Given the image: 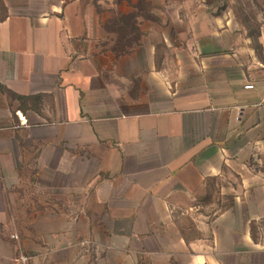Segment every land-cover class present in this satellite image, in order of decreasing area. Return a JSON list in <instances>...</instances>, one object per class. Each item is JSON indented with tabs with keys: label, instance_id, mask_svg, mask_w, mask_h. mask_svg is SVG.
<instances>
[{
	"label": "crops",
	"instance_id": "crops-1",
	"mask_svg": "<svg viewBox=\"0 0 264 264\" xmlns=\"http://www.w3.org/2000/svg\"><path fill=\"white\" fill-rule=\"evenodd\" d=\"M205 1L0 0V264H264V25Z\"/></svg>",
	"mask_w": 264,
	"mask_h": 264
},
{
	"label": "rangeland",
	"instance_id": "rangeland-1",
	"mask_svg": "<svg viewBox=\"0 0 264 264\" xmlns=\"http://www.w3.org/2000/svg\"><path fill=\"white\" fill-rule=\"evenodd\" d=\"M207 6H199L197 8L207 9L215 13L216 15H223L224 12H229L235 20H238L241 25L248 28L250 35L256 37L259 27L264 25V0H206ZM206 5V4H205ZM144 9H147V4L143 3ZM3 13L0 10V17ZM259 56L264 62V49L257 51ZM264 168V160L261 162ZM214 199L218 200V196H213ZM225 203H228L225 200Z\"/></svg>",
	"mask_w": 264,
	"mask_h": 264
},
{
	"label": "built area",
	"instance_id": "built-area-1",
	"mask_svg": "<svg viewBox=\"0 0 264 264\" xmlns=\"http://www.w3.org/2000/svg\"><path fill=\"white\" fill-rule=\"evenodd\" d=\"M262 67L264 68V63L262 64ZM247 87H253V85H247Z\"/></svg>",
	"mask_w": 264,
	"mask_h": 264
}]
</instances>
